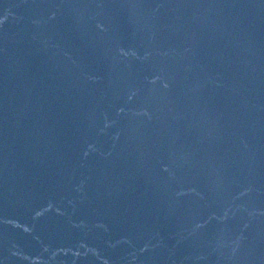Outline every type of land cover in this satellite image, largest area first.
Wrapping results in <instances>:
<instances>
[{"label": "water", "instance_id": "obj_1", "mask_svg": "<svg viewBox=\"0 0 264 264\" xmlns=\"http://www.w3.org/2000/svg\"><path fill=\"white\" fill-rule=\"evenodd\" d=\"M0 264H264V0H0Z\"/></svg>", "mask_w": 264, "mask_h": 264}]
</instances>
